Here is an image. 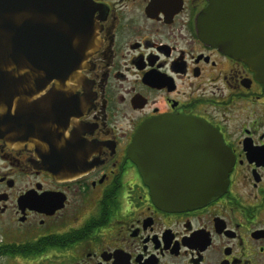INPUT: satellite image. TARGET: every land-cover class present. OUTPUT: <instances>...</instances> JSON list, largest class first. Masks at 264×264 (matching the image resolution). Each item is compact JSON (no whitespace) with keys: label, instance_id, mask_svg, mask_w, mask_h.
<instances>
[{"label":"flooded vegetation","instance_id":"1","mask_svg":"<svg viewBox=\"0 0 264 264\" xmlns=\"http://www.w3.org/2000/svg\"><path fill=\"white\" fill-rule=\"evenodd\" d=\"M208 6L89 0L99 41L80 96L59 112V124L78 117L66 125L78 154L51 159L0 141V264H264V84L203 40ZM167 117L207 122L234 158L224 191L195 208L159 207L128 157L142 124ZM177 130L165 129L153 157L160 181L186 180L205 163L181 154L199 138ZM43 163H73L72 174Z\"/></svg>","mask_w":264,"mask_h":264},{"label":"water","instance_id":"2","mask_svg":"<svg viewBox=\"0 0 264 264\" xmlns=\"http://www.w3.org/2000/svg\"><path fill=\"white\" fill-rule=\"evenodd\" d=\"M88 5L89 0H0V141L6 145L29 146L51 159L78 154L80 138L66 127L78 117L69 113L66 125L59 124V112L80 96L87 82L82 68L99 41ZM199 24L207 44L244 61L264 84V0H209ZM169 127L178 136L199 138L181 151L198 152L205 160L197 172L188 169L186 180L182 175L165 182L154 174L153 157L165 151L159 140ZM127 153L155 203L168 210L195 208L219 196L234 162L213 126L170 117L144 122ZM43 164L55 175L72 174L73 163Z\"/></svg>","mask_w":264,"mask_h":264}]
</instances>
